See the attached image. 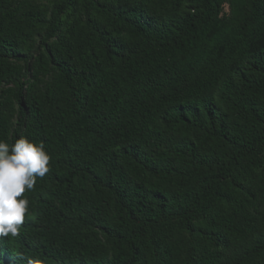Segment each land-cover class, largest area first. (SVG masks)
I'll use <instances>...</instances> for the list:
<instances>
[{"label": "trees", "instance_id": "trees-1", "mask_svg": "<svg viewBox=\"0 0 264 264\" xmlns=\"http://www.w3.org/2000/svg\"><path fill=\"white\" fill-rule=\"evenodd\" d=\"M52 1L0 0V140L51 156L0 264H264V0Z\"/></svg>", "mask_w": 264, "mask_h": 264}, {"label": "clouds", "instance_id": "clouds-1", "mask_svg": "<svg viewBox=\"0 0 264 264\" xmlns=\"http://www.w3.org/2000/svg\"><path fill=\"white\" fill-rule=\"evenodd\" d=\"M50 161L43 143L27 137L13 144L0 140V237L19 234L26 215H30L24 193L34 190L37 177L43 178L50 171ZM28 264L39 262L29 260Z\"/></svg>", "mask_w": 264, "mask_h": 264}, {"label": "rangeland", "instance_id": "rangeland-1", "mask_svg": "<svg viewBox=\"0 0 264 264\" xmlns=\"http://www.w3.org/2000/svg\"><path fill=\"white\" fill-rule=\"evenodd\" d=\"M34 4H40L42 6L43 9H46V10H50L53 6V4L55 3L54 1L52 0H49V1H35L33 0ZM81 11H83V8L80 6L77 10V13H80ZM223 12L224 13H228L229 12V6L228 4L226 3L225 6H224V9H223ZM42 33L43 32V28L42 27H39L38 30H37V34L36 36L34 37V39H32L31 41H29L26 45V47H24V51L26 53H33L34 51H36V49H38V45H39V39H40V35H38L39 33ZM38 35V36H37ZM8 110V109H7Z\"/></svg>", "mask_w": 264, "mask_h": 264}]
</instances>
